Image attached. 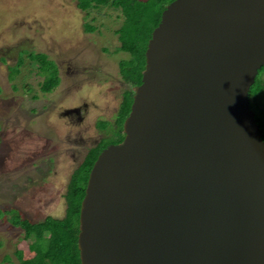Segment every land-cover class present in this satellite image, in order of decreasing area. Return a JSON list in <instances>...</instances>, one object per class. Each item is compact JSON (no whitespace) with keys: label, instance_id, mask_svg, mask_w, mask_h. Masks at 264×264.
Segmentation results:
<instances>
[{"label":"water","instance_id":"1","mask_svg":"<svg viewBox=\"0 0 264 264\" xmlns=\"http://www.w3.org/2000/svg\"><path fill=\"white\" fill-rule=\"evenodd\" d=\"M143 58L122 138L86 175L79 264H264V141L247 97L264 0H171Z\"/></svg>","mask_w":264,"mask_h":264},{"label":"rangeland","instance_id":"2","mask_svg":"<svg viewBox=\"0 0 264 264\" xmlns=\"http://www.w3.org/2000/svg\"><path fill=\"white\" fill-rule=\"evenodd\" d=\"M121 21L119 9L108 4L81 10L76 0H0V209L13 208L29 221L62 215L70 171L116 126L127 88L117 70L127 57L114 33ZM36 52L52 62L57 81L49 91L39 89L46 72L26 56ZM261 100L260 111L251 104L260 118ZM98 120L105 125L97 129ZM30 242L32 236L23 238L0 219V264H28Z\"/></svg>","mask_w":264,"mask_h":264},{"label":"trees","instance_id":"3","mask_svg":"<svg viewBox=\"0 0 264 264\" xmlns=\"http://www.w3.org/2000/svg\"><path fill=\"white\" fill-rule=\"evenodd\" d=\"M169 1L171 0H76V6L81 10L107 4L119 9L122 21L115 28L114 33L118 42L124 45L123 50L127 53V57L118 60L117 70L121 80L127 84V88L120 95L115 128H111L109 134L100 136L94 144L88 146L70 171L62 192L64 205L60 217L45 215L40 220L29 221L13 208L0 209V219L21 229L23 238L33 237V242L27 244L28 249L33 251L27 261L28 264H79L76 248L77 215L87 172L101 148L108 143H117L122 138L120 128L131 101L130 86L139 83L146 40L159 19L160 11ZM83 27L85 30L93 29L88 23H83ZM26 56L35 61L40 70L46 72L39 89L49 91L57 81L52 71V62L41 52L28 53ZM20 61L19 57L16 64L18 65ZM262 68L264 65L257 69L247 97L255 123L261 132L260 138L264 141V117L257 116L251 105L257 103L260 111L263 104V102L261 105L259 103L264 98V80L261 77L257 78V73ZM95 125L102 128L105 124L102 120H98ZM14 256L20 260V251L15 250Z\"/></svg>","mask_w":264,"mask_h":264},{"label":"flooded vegetation","instance_id":"4","mask_svg":"<svg viewBox=\"0 0 264 264\" xmlns=\"http://www.w3.org/2000/svg\"><path fill=\"white\" fill-rule=\"evenodd\" d=\"M131 87H132V86H130V89H131ZM118 102H119V101H118ZM117 108H118V104H117L116 109H117ZM121 123H122V122H121ZM115 125H117V123H116ZM95 127H96V125H95ZM96 128H97V127H96ZM97 129H98V128H97ZM120 130H121V128H120ZM99 138H100V137H99ZM99 138H97V140H98ZM97 140H96V141H97ZM96 141H95V142H96ZM95 142H94V143H95ZM94 143H92V144H94ZM92 144H91V145H92ZM108 144H110V143H108ZM106 145H107V144H106ZM82 154H83V153H82ZM80 158H81V156L79 157L78 161L80 160ZM78 161H77V163H78ZM77 163H76V164H77Z\"/></svg>","mask_w":264,"mask_h":264}]
</instances>
